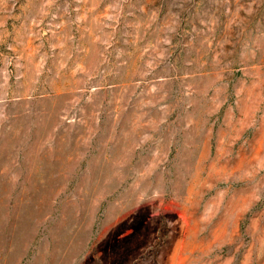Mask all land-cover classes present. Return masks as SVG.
<instances>
[{"label": "rangeland", "instance_id": "1", "mask_svg": "<svg viewBox=\"0 0 264 264\" xmlns=\"http://www.w3.org/2000/svg\"><path fill=\"white\" fill-rule=\"evenodd\" d=\"M0 264H264V0H0Z\"/></svg>", "mask_w": 264, "mask_h": 264}]
</instances>
